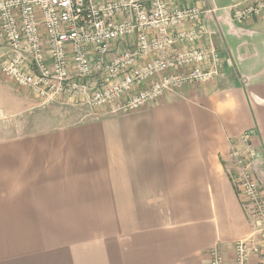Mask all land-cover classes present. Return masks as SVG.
<instances>
[{
	"label": "crops",
	"instance_id": "obj_1",
	"mask_svg": "<svg viewBox=\"0 0 264 264\" xmlns=\"http://www.w3.org/2000/svg\"><path fill=\"white\" fill-rule=\"evenodd\" d=\"M250 2L263 9L245 26L223 11ZM198 6L217 10L204 44L220 75L139 110L9 129L31 101L2 75L0 264H211L214 248L235 264V244L256 231L230 157L245 131L264 192V0Z\"/></svg>",
	"mask_w": 264,
	"mask_h": 264
},
{
	"label": "built area",
	"instance_id": "obj_2",
	"mask_svg": "<svg viewBox=\"0 0 264 264\" xmlns=\"http://www.w3.org/2000/svg\"><path fill=\"white\" fill-rule=\"evenodd\" d=\"M261 2L223 9L245 26ZM198 0H0V73L42 104L76 101L109 115L129 113L220 75L219 53L204 43ZM238 193L253 206L254 237L235 244V264H264V192L255 174L253 133L233 140ZM211 264H224L219 249Z\"/></svg>",
	"mask_w": 264,
	"mask_h": 264
},
{
	"label": "rangeland",
	"instance_id": "obj_3",
	"mask_svg": "<svg viewBox=\"0 0 264 264\" xmlns=\"http://www.w3.org/2000/svg\"><path fill=\"white\" fill-rule=\"evenodd\" d=\"M0 78H4L1 73ZM16 88L21 90L22 95L27 96L31 101V106L27 110H22L21 113L15 117L11 118L7 116L8 118L4 119V124L9 129L13 128V125H15L13 124L14 122L24 121L25 119L26 121L32 122V132L41 129H49L61 125L72 124L80 120L82 117L85 118L84 116L86 113H96L98 110V108H92L81 102H72L68 100L42 104L39 100L33 97V95L28 93L25 88L19 86ZM103 111L106 113L108 110L104 109Z\"/></svg>",
	"mask_w": 264,
	"mask_h": 264
}]
</instances>
